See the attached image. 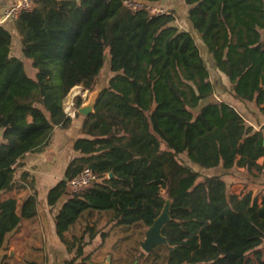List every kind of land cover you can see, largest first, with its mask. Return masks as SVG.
Here are the masks:
<instances>
[{"label":"trees","instance_id":"1","mask_svg":"<svg viewBox=\"0 0 264 264\" xmlns=\"http://www.w3.org/2000/svg\"><path fill=\"white\" fill-rule=\"evenodd\" d=\"M184 1L191 29L175 24L170 8L151 15L133 12L124 0H37L15 20L35 76L11 55L13 32L0 26V191L27 153L49 145L56 126L71 125L65 97L78 84L93 90L110 54L113 74L95 112H76L84 135L74 149L82 155L48 194L50 205L69 195L56 216L59 236L76 249L66 264H84L87 258L76 260L98 233L89 227V240L85 233L66 238L84 211L113 210L117 224L145 227L167 198L168 244L152 248L146 258L152 264H264V195L231 194L224 174L193 167H243L251 174L256 168L264 178V127L249 124L228 101L212 100L216 87L192 31L228 77L231 94L264 112V0ZM83 102L78 96L76 108ZM85 166L99 180L74 192L68 180ZM28 202L18 209L16 198L0 199V249ZM100 233L103 240L109 235Z\"/></svg>","mask_w":264,"mask_h":264},{"label":"crops","instance_id":"2","mask_svg":"<svg viewBox=\"0 0 264 264\" xmlns=\"http://www.w3.org/2000/svg\"><path fill=\"white\" fill-rule=\"evenodd\" d=\"M167 1L169 4V0H164L162 3L166 4ZM14 2L16 0H0V15ZM177 4H173L175 8ZM170 5L174 7L171 3ZM186 6L189 8L187 4ZM3 25L13 32L11 55L23 59L27 72L35 76L36 69L34 68L33 71L32 60L25 57L23 53V43L15 20H8ZM220 73L227 77L221 71ZM215 87L214 95L217 99L228 101L236 106L247 122L256 129L264 127V112L255 101H240L231 94V98L224 94L219 96L216 92L221 91L216 85ZM82 124L83 117L75 115L69 127L56 126L49 145L41 150L27 153L10 173L6 187L0 191V199L16 198L18 209L27 198L29 202L26 205V216L14 230L7 234L5 243L0 249V264H66L68 260L76 256V249L69 250L59 236L56 224V216L69 195H63L56 204L50 205L48 194L49 190L65 177L72 158L82 155L74 149L76 138L84 135L81 133ZM2 140L3 131L0 130V141ZM263 159L264 157H261L259 162H263ZM212 168L217 169L215 174H224L223 177L227 181V173L231 169L227 170L221 165ZM238 168L241 171L245 170L243 167ZM253 170L254 173L259 172L256 168ZM252 189L249 187L247 190L246 185L241 183L234 184L232 187L233 193L241 196ZM253 194L256 195L254 192ZM258 197L262 198L259 195ZM89 227L95 228L98 233L85 245L84 253L78 257L77 262L87 258L84 264H152L146 259L147 252L143 257L139 256L141 250H144L141 242L145 239V230L148 226L119 225L116 223L113 210L94 209L84 211L65 231V236L72 238L74 235H82ZM101 231L109 232L105 240L101 236ZM85 238L89 240V232L85 233Z\"/></svg>","mask_w":264,"mask_h":264},{"label":"rangeland","instance_id":"3","mask_svg":"<svg viewBox=\"0 0 264 264\" xmlns=\"http://www.w3.org/2000/svg\"><path fill=\"white\" fill-rule=\"evenodd\" d=\"M170 3L172 4V6H174L175 3H178L177 4L178 6L176 8L174 6L173 8H175V9H173L172 7H170L171 6ZM165 6L168 9L170 8V9H173L175 11V15H176V20L174 22L175 24H177L181 28L191 29L190 23H189L188 17H187L188 7L184 3V0H169V4L167 1ZM192 31L195 33V36H196L198 43L200 45L202 54L205 57V59L207 60L208 66H209L210 71H211V79H212L213 83L221 91V92H216V93L219 96H220V94H224V95H226V97L231 98V96H232L231 84H230L229 80L227 79V77H224L220 73V71L217 69L213 56L208 52L207 47L204 45L203 41L200 39L198 34L194 30H192ZM32 68L34 71L35 70L34 67H32ZM62 73H63L62 71L57 72V77L59 78L60 81H62ZM112 74L113 73L110 70V54L107 51L105 66H104L103 70L101 71L100 75L96 79L94 89L89 91L88 89H84L81 84L75 85L70 90V92L68 93V96H66L64 99L65 110L69 109V107H70L69 103L72 101V98H74V106H72V108H73L72 110L77 112L78 109L75 106L77 97L81 96L84 101L87 100L93 91H95L99 88H103L107 84V82H108V80ZM230 94H231V96H230ZM212 98L217 99V97L215 95H213ZM180 158H182L184 161L188 159L187 155L185 153L181 154ZM193 167L198 169L202 173V175H205V174L211 175V174L217 173V172H215V171H217V169L203 167L199 164L193 163ZM227 174H228L227 183H228L229 193L233 194L232 187L234 184L241 183V184L246 185L247 190L249 189V187H252L253 188L252 191L256 195H259V196L264 195V178H263V176L259 175L258 173L251 174L245 170L241 171L238 167H235V168L231 169V171H229ZM261 248L264 251V243H263Z\"/></svg>","mask_w":264,"mask_h":264},{"label":"built area","instance_id":"4","mask_svg":"<svg viewBox=\"0 0 264 264\" xmlns=\"http://www.w3.org/2000/svg\"><path fill=\"white\" fill-rule=\"evenodd\" d=\"M37 0H16L12 5L8 6L4 13L0 15V26L8 20H16L25 10H30L34 7ZM126 6L133 12L146 10L151 15H159L169 13L170 10L163 4L151 3L145 0H124ZM68 96V95H67ZM70 107L66 112L74 117L76 112L73 111L74 98L69 103ZM109 176V174H107ZM99 180V174L89 166H85L77 175L68 180L69 188L74 191L84 190L94 185Z\"/></svg>","mask_w":264,"mask_h":264},{"label":"water","instance_id":"5","mask_svg":"<svg viewBox=\"0 0 264 264\" xmlns=\"http://www.w3.org/2000/svg\"><path fill=\"white\" fill-rule=\"evenodd\" d=\"M102 89L103 88H99L93 91L89 98L81 104V106L78 108V111L81 114L88 116L95 112V105ZM109 176L113 177L114 172L110 171ZM170 208L171 199L167 198L161 213L155 218L154 222L146 228V236L141 242V245L147 253H149L152 248L158 244H168L167 236L163 234V228L171 220Z\"/></svg>","mask_w":264,"mask_h":264}]
</instances>
